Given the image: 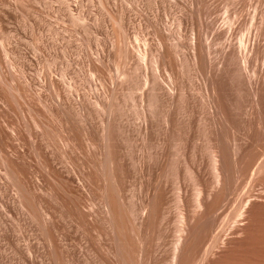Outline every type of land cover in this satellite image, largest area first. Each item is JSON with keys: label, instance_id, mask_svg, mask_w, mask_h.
<instances>
[{"label": "rangeland", "instance_id": "obj_1", "mask_svg": "<svg viewBox=\"0 0 264 264\" xmlns=\"http://www.w3.org/2000/svg\"><path fill=\"white\" fill-rule=\"evenodd\" d=\"M263 201L264 0H0V264H264Z\"/></svg>", "mask_w": 264, "mask_h": 264}, {"label": "bare ground", "instance_id": "obj_2", "mask_svg": "<svg viewBox=\"0 0 264 264\" xmlns=\"http://www.w3.org/2000/svg\"><path fill=\"white\" fill-rule=\"evenodd\" d=\"M216 159L213 157L212 158V168H213V176H214V179L217 181L218 179H219V172H218V166H216ZM199 191H196V195H197V197H196V201L194 202V204H195V211L197 210V209H199L200 207H201V202H200V200H199V193H198ZM251 196L252 195H248L247 196V198H246V202H245V205L243 206V208L241 209V210H239L238 212H237V215H238V217H242V216H247V213L249 212V206L250 205H253V203H255L254 201H253V199H251ZM263 200V199H262ZM257 204V203H256ZM263 205H264V201H263ZM257 209V208H256ZM200 210V209H199ZM182 215V214H181ZM236 215V216H237ZM183 216V215H182ZM182 216H181V218H179V222H183V219H182ZM249 216V215H248ZM234 224H232V226H233ZM183 227V226H182ZM180 229V228H179ZM243 230H246V229H244V228H242ZM180 230H182V229H180ZM244 233H246V232H244L243 231V234ZM242 234V233H241ZM245 235V234H244ZM180 236H178V238H179ZM177 238V239H178ZM181 240V238H179V241ZM178 241V240H177ZM176 241V243H178ZM216 241H218V238H217V240ZM215 241V242H216ZM177 248H178V245H176V250H177ZM176 250L174 251V254H173V258L172 259H174V257L176 256ZM175 260V259H174ZM176 261V260H175ZM174 261V262H175Z\"/></svg>", "mask_w": 264, "mask_h": 264}]
</instances>
